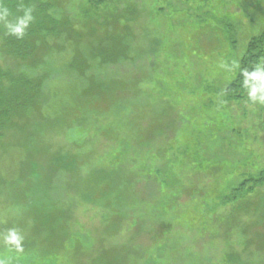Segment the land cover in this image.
<instances>
[{"label":"rangeland","instance_id":"rangeland-1","mask_svg":"<svg viewBox=\"0 0 264 264\" xmlns=\"http://www.w3.org/2000/svg\"><path fill=\"white\" fill-rule=\"evenodd\" d=\"M61 2L73 26H115L130 58L109 67L119 82L114 107L85 125L67 114L60 133L46 136L48 150L85 155L81 175L68 179L79 187L64 197H0V259L228 264L233 247L239 261L251 253L249 264H264V104L247 88L228 90L264 31V0ZM113 176L112 192L100 194ZM161 223L169 232L135 258L132 235ZM6 225L24 236L22 251L5 244Z\"/></svg>","mask_w":264,"mask_h":264},{"label":"trees","instance_id":"trees-1","mask_svg":"<svg viewBox=\"0 0 264 264\" xmlns=\"http://www.w3.org/2000/svg\"><path fill=\"white\" fill-rule=\"evenodd\" d=\"M106 1L89 0L94 6ZM65 6L61 0H0V13L6 8L9 22L15 23L25 10L30 9L32 16L21 36L10 33L7 25L0 27V197H50L56 193L64 197L68 189L79 187V182L69 184L68 179L74 180L73 173L81 175L85 155H74V148L48 150V131L60 133L58 121L67 114L81 116L85 125L91 117L103 116L105 107L110 109L117 101L119 82L109 67L116 61L126 64L130 58L127 37L118 46L111 29L115 26L99 24L87 31L88 25L73 26L72 16L63 11ZM257 65H264V31L251 38L240 72L228 90L246 88L243 72H251ZM67 82L80 84L75 88ZM45 137L43 145L37 144ZM114 177L100 194L112 192V183L118 180ZM169 225L161 223L155 231L133 234L139 247L133 251L134 257L147 251L143 244L155 245L157 236H166ZM227 250L224 259L228 264H249L251 253L242 262L241 250Z\"/></svg>","mask_w":264,"mask_h":264},{"label":"clouds","instance_id":"clouds-1","mask_svg":"<svg viewBox=\"0 0 264 264\" xmlns=\"http://www.w3.org/2000/svg\"><path fill=\"white\" fill-rule=\"evenodd\" d=\"M8 10L3 9L0 13V20H4L7 23V27L10 33L21 36L25 29L29 26V22L32 20L31 10H25L22 17H18L15 23L7 22ZM237 66L238 65H234ZM245 77L244 86L248 89V96L254 103L264 104V65H257L255 70L249 72L245 70L243 72ZM6 245L14 246L16 251H22V242L24 236L15 227L9 229L7 235L3 237ZM0 264H8L6 259H0Z\"/></svg>","mask_w":264,"mask_h":264}]
</instances>
